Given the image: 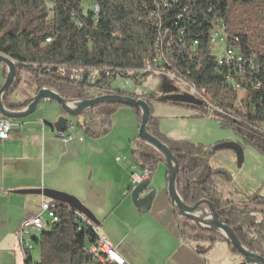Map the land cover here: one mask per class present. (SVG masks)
Wrapping results in <instances>:
<instances>
[{"label": "trees", "instance_id": "1", "mask_svg": "<svg viewBox=\"0 0 264 264\" xmlns=\"http://www.w3.org/2000/svg\"><path fill=\"white\" fill-rule=\"evenodd\" d=\"M234 2L254 13L244 12L243 20H229V0H0V55L14 61L17 68L4 105L20 111L30 105L8 102L24 75L36 86L37 94L48 88L68 101L96 98L91 95L94 90L110 93L114 84L130 80L136 92L127 96L143 99L150 107L153 101L167 103L146 100L138 93L142 80L153 74L144 72L151 66L195 89L207 103L224 111L212 117L222 128L245 129L248 141L264 153V0ZM217 30L224 32L228 49L243 58L239 67L221 65L213 55L211 41ZM75 70L86 71V80L74 77ZM95 71L101 76L91 83L89 77ZM229 77L238 90L229 84ZM112 95L126 96L119 91ZM196 101L201 105L188 107L210 116L206 103ZM121 108L126 107L115 103L93 106L80 116L78 127L90 139L103 138L111 132L113 117ZM130 109L141 124V111ZM159 123L151 111L147 131L179 162L176 190L181 202L188 207L202 200L212 203L219 221L234 231L248 252L264 259V221L258 222L254 215L258 207L264 208V198L253 195L243 205L225 199L217 180L229 183L231 178L211 166L205 147L165 136ZM131 156L138 169L152 175L161 164L167 167L157 150L138 140ZM46 201L58 222L33 237L40 259L34 261L31 254L24 264H117L89 252L100 235L97 228H90L84 217L68 206ZM183 220V232L189 230L193 239L212 247L224 242L233 254L240 255L221 233ZM239 264L247 263L244 259Z\"/></svg>", "mask_w": 264, "mask_h": 264}, {"label": "crops", "instance_id": "2", "mask_svg": "<svg viewBox=\"0 0 264 264\" xmlns=\"http://www.w3.org/2000/svg\"><path fill=\"white\" fill-rule=\"evenodd\" d=\"M5 73L7 68L0 66V88L5 82ZM36 95V86L24 75L22 84L8 102L13 106L29 105ZM15 96L19 99H14ZM173 102L157 103L154 113L165 136L200 144L205 149L222 142L217 139L216 124L205 114ZM56 104L44 100L39 105H43L41 114L36 112L27 118L13 120L11 138L0 141V264L25 262L18 238L21 223L47 201L43 197L15 192L38 189L79 199L101 223L99 234L111 241L127 264H212L204 254L212 255L215 246H200L201 241L192 237V242L184 240V218H178L168 195L165 165L162 168L161 164L144 183L149 190L141 198L154 194L151 207L138 209L134 206L128 166L118 159V153H132L133 138L138 132L135 120L130 121L132 135L126 139L117 137L108 147L95 144L97 153L90 154L85 140L66 144L59 138L54 125L62 112ZM3 118L0 114V120ZM227 199L232 200L231 197ZM231 262L240 261L232 258Z\"/></svg>", "mask_w": 264, "mask_h": 264}, {"label": "rangeland", "instance_id": "3", "mask_svg": "<svg viewBox=\"0 0 264 264\" xmlns=\"http://www.w3.org/2000/svg\"><path fill=\"white\" fill-rule=\"evenodd\" d=\"M244 12L254 13V10H252L251 8L238 6V3L234 2V0H229V20H243L242 14ZM224 52V45H217L213 49V55L218 58H221L224 55ZM0 66H4L5 68H7L5 65ZM73 75L80 81H85L87 77V73L84 70H75L73 72ZM100 76V72L95 71L90 75L89 81L91 83L98 82ZM138 93L141 95H145L146 100H149L150 98L162 100L165 102L174 101L176 98L199 100L198 96L190 89V87L185 85L183 82L176 80L170 74L159 72L150 74L144 80H142L141 84L138 86ZM101 94L104 96L112 95L111 92L109 93L105 90H94L91 93L93 97H98ZM13 98L17 99L18 97L15 96ZM157 103L158 102L155 101L151 103L150 110L153 114L156 112V106H158ZM180 104H182L183 106L189 105H187L186 103ZM57 106L62 112L61 118L65 117L69 124L73 125V127L75 128L74 133L72 134H81V139L86 141L85 146L90 150V154H94L93 152L97 153L95 144H98V147H100L101 144L102 147H108L110 146L109 144L112 143L117 137H123L126 139V137L132 135L133 131L131 130L132 128L130 125L131 120L132 123L133 120H135V126L138 127L137 129L139 132L140 124L138 123L134 112L132 111V109L126 107L121 108L114 115L112 129L107 136L96 140L90 139L86 137L78 127V124L82 121V118L80 116H69L62 110L61 106ZM42 108L43 105L36 110L37 114H41ZM206 116L216 124V132H218L219 135L217 139L218 141H222L217 144H213L210 147H206L209 154V162L215 170H222L231 178V182L229 183L221 178L217 180L219 192L225 199L231 197V201L237 205H243L247 202L248 198L253 195H260L264 198V153L260 149L256 148L250 141H248V132L245 129H241L240 132V130L237 128H222L218 120H216L212 116ZM10 122L12 123L13 120H10ZM200 129L203 128L200 127ZM138 132L135 138H133V141L135 139V142L138 140ZM67 135H71V133L68 132ZM120 154L125 155L130 163L133 162L131 154H127L123 151H120L118 153V156ZM98 155H100L99 157H103L99 153ZM160 167L163 168V164ZM258 209L259 210L255 212L254 215L256 216L258 222L264 221V208L258 207ZM44 223L46 229L51 228V221L48 218L47 214L44 215ZM184 233V240L186 242H192L190 231L186 229ZM40 234L41 233L32 230L26 231V236L30 240H32L33 237H39ZM202 244L208 245L209 243H207L206 241H204L203 243L201 241L200 246ZM33 245L34 249L32 252V258L34 261H39L40 248L39 246L35 245L34 242ZM213 250L214 251L212 255H207L208 253L204 254L206 257L210 258L212 264H232V258L238 259L240 261L239 263L244 261V258L241 255L229 253L230 251L227 248L226 243L224 242H216ZM22 264H24V260Z\"/></svg>", "mask_w": 264, "mask_h": 264}, {"label": "water", "instance_id": "4", "mask_svg": "<svg viewBox=\"0 0 264 264\" xmlns=\"http://www.w3.org/2000/svg\"><path fill=\"white\" fill-rule=\"evenodd\" d=\"M0 64L5 65L8 69L5 83L0 88V114L8 120H20L31 116L36 112L39 105L44 100L57 103L67 115L72 117H79L89 108L104 103H115L128 108L139 109L141 111L142 121L139 127L138 141L144 145L154 148L164 157L168 169V195L173 205L178 210V216L192 221L202 230L221 233L222 236L225 237L226 240L233 246V248L236 249L245 259L247 264H264V259L262 257L248 252L237 239L234 231L219 221L215 207L212 203L202 200L195 206L188 207L181 202L176 190V180L180 167L179 162L165 145H163L157 138L152 136L147 131L151 110L146 101L143 99H136L131 96L121 95H106L87 100L68 101L61 98V96L53 90L44 88L34 97L28 107L17 112L11 111L5 107L4 98L15 81L17 68L15 62L4 55H0ZM174 102L186 103L194 106L201 105V102L199 101L185 98H176ZM70 126L72 125H70L64 117L60 118L58 123L54 125V129L58 133H65ZM146 187L147 186L143 183L132 191V202L138 209L149 208L153 204L154 194H148L146 197L141 198L147 190ZM15 193L26 196H39L46 200L66 205L70 209L75 210L77 213L85 217L94 226H101V223L95 215L74 196L48 189L20 190Z\"/></svg>", "mask_w": 264, "mask_h": 264}, {"label": "built area", "instance_id": "5", "mask_svg": "<svg viewBox=\"0 0 264 264\" xmlns=\"http://www.w3.org/2000/svg\"><path fill=\"white\" fill-rule=\"evenodd\" d=\"M213 47L217 45H224L225 47V52L224 55L219 58V64H226L228 66H236L239 67L243 63V58L240 55L236 54V51L233 49H228L227 47V39L223 31L217 30L213 33L212 36V41H211ZM144 72L147 73H155V69L151 66H147L144 70ZM229 84L234 85V88L236 90L239 89V86L236 84V82L233 80L232 77H229L228 80ZM197 96L198 99L206 103L207 106V111L210 116H214L215 114H225L224 111L215 109L211 104L207 103L195 89L190 88ZM114 91H119L123 92L127 95L134 94L136 92V87L134 83L130 80H125V81H120L113 86V90L110 92ZM74 127L73 125L69 127L67 132H70L71 135H67V132L65 133H59V138L66 144L73 142L76 139H81V135L77 134L74 135ZM13 131V125L10 122V120L3 118L0 120V141L5 142L11 138V133ZM261 131L264 133V125L261 126ZM118 159L126 163L128 166L129 174H130V179H131V190H134L141 184L145 183L148 181L152 174L149 171H141L140 169L137 168V166L132 162L130 163L127 158L120 154ZM47 214L48 218L51 221V224L57 223L58 218L55 215L52 206L47 203V202H42L40 206V210L36 213H34L31 217L26 218L22 221L20 230L18 233V238L20 242L21 249L23 250L24 253V258H29L30 255L33 252L34 245L32 240H30L26 236V231L27 230H32L35 232L41 233V228H45V223H44V215ZM84 222H87L90 228H97L93 224H91L85 217H84ZM98 229V228H97ZM89 252H96L99 254V257L102 258L103 260H115V261H120L121 263L126 264L125 260L121 257V255L117 252L116 248L113 246L111 241L106 238L105 236L101 235V249H91Z\"/></svg>", "mask_w": 264, "mask_h": 264}, {"label": "bare ground", "instance_id": "6", "mask_svg": "<svg viewBox=\"0 0 264 264\" xmlns=\"http://www.w3.org/2000/svg\"><path fill=\"white\" fill-rule=\"evenodd\" d=\"M82 216V215H81ZM44 230V228H41V231ZM93 249H101V235L98 236V240L96 242V244L92 247ZM95 257L97 258H100L99 257V254L96 253V252H91ZM114 262H116L117 264H124V263H121L120 261H115V260H112Z\"/></svg>", "mask_w": 264, "mask_h": 264}]
</instances>
